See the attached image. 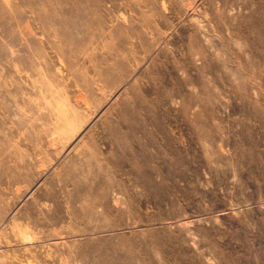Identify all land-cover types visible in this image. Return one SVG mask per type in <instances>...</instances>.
Here are the masks:
<instances>
[{
	"label": "rangeland",
	"instance_id": "rangeland-1",
	"mask_svg": "<svg viewBox=\"0 0 264 264\" xmlns=\"http://www.w3.org/2000/svg\"><path fill=\"white\" fill-rule=\"evenodd\" d=\"M0 264H264V0H0Z\"/></svg>",
	"mask_w": 264,
	"mask_h": 264
}]
</instances>
